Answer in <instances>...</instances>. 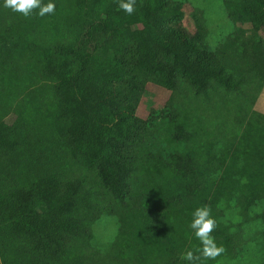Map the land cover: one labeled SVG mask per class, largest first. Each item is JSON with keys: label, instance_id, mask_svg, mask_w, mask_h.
Here are the masks:
<instances>
[{"label": "trees", "instance_id": "16d2710c", "mask_svg": "<svg viewBox=\"0 0 264 264\" xmlns=\"http://www.w3.org/2000/svg\"><path fill=\"white\" fill-rule=\"evenodd\" d=\"M221 1L235 29L215 48L204 13L190 33L173 0L0 5V264H188L189 250L215 264L238 258L245 225L264 264V0ZM149 85L177 102L142 119ZM203 206L214 260L190 228ZM101 215L117 222L107 253L91 244Z\"/></svg>", "mask_w": 264, "mask_h": 264}, {"label": "rangeland", "instance_id": "374dc122", "mask_svg": "<svg viewBox=\"0 0 264 264\" xmlns=\"http://www.w3.org/2000/svg\"><path fill=\"white\" fill-rule=\"evenodd\" d=\"M184 5V20L185 29L194 33L196 26L193 20L192 13L197 9L204 13L203 19L208 30L207 42L211 48H215L235 29V25L228 18L221 0H173ZM170 91L164 90L155 85H149L145 93L140 98L137 104V117L146 119L149 113L154 108H158L170 101L177 102V99L171 97ZM254 110L264 114V85L258 94ZM241 221L240 216H230L228 212L222 222L225 224H237ZM253 226V225H251ZM250 225L243 226V238L246 242L242 252L238 251V258L221 259L215 264H259L263 260L261 253V238L258 236V228L253 229ZM93 238L91 244L99 248L102 252L107 253L110 249L111 242L117 230V222L114 218L101 215L100 219L92 223ZM262 259H261V258Z\"/></svg>", "mask_w": 264, "mask_h": 264}, {"label": "clouds", "instance_id": "9594fccd", "mask_svg": "<svg viewBox=\"0 0 264 264\" xmlns=\"http://www.w3.org/2000/svg\"><path fill=\"white\" fill-rule=\"evenodd\" d=\"M134 3L135 0H121L119 7L131 15L134 11ZM0 5L25 17H28L33 9H38L37 14L41 17L46 14H53L55 10V4L51 0L47 4H42L41 0H0ZM190 228L201 243L202 247L199 250L201 256L205 259L214 260L221 255L224 251L223 247L218 246L214 237L210 235L216 228V220L211 215L208 206L198 207L193 211ZM183 259L188 264H194V261L199 260L200 257L194 256L193 252L189 250L183 254Z\"/></svg>", "mask_w": 264, "mask_h": 264}]
</instances>
